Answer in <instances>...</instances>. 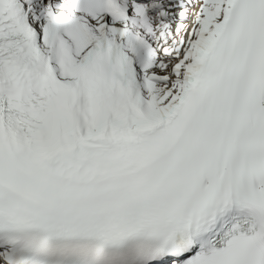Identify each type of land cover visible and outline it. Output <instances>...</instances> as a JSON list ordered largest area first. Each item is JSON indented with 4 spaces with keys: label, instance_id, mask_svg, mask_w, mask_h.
Here are the masks:
<instances>
[{
    "label": "snow or ice",
    "instance_id": "6c2138e0",
    "mask_svg": "<svg viewBox=\"0 0 264 264\" xmlns=\"http://www.w3.org/2000/svg\"><path fill=\"white\" fill-rule=\"evenodd\" d=\"M0 264H264V0H0Z\"/></svg>",
    "mask_w": 264,
    "mask_h": 264
}]
</instances>
